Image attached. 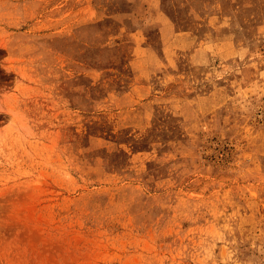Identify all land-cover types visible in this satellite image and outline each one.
I'll return each mask as SVG.
<instances>
[{"label":"rangeland","instance_id":"obj_1","mask_svg":"<svg viewBox=\"0 0 264 264\" xmlns=\"http://www.w3.org/2000/svg\"><path fill=\"white\" fill-rule=\"evenodd\" d=\"M0 264H264V0H0Z\"/></svg>","mask_w":264,"mask_h":264}]
</instances>
